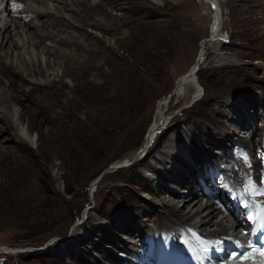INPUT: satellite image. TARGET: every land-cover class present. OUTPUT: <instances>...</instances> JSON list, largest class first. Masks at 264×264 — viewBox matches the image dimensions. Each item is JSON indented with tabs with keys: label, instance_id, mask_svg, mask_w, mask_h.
Listing matches in <instances>:
<instances>
[{
	"label": "rangeland",
	"instance_id": "rangeland-1",
	"mask_svg": "<svg viewBox=\"0 0 264 264\" xmlns=\"http://www.w3.org/2000/svg\"><path fill=\"white\" fill-rule=\"evenodd\" d=\"M218 1L219 32L213 41L206 40ZM69 3L62 9L70 17L69 7L88 18ZM48 4L52 9L53 2ZM111 5L102 7L117 16V22L102 12L88 22L114 26V34L84 26L101 44L78 37L83 56L92 52L93 58L63 75L66 86L56 75L63 65L48 68L41 63L46 74L26 76L25 89L30 82L53 81L49 96L43 90L33 93L50 97L52 111L40 118L39 113L23 114L24 120L29 117L35 123L30 128L17 119L21 106L11 105L12 126L3 155L9 151L0 161V248L8 253L0 252V264H116L114 258L126 264L120 253L127 248L138 254V237L144 242L163 227H177L167 236L169 242L175 238L179 246L186 239L200 247L175 217L155 218L158 184L169 188L161 198L178 207L192 194L193 182L198 193L215 192L225 216L228 211L235 214L236 202L251 211L264 208V0H116ZM63 29L76 33L69 25ZM54 39L58 42L57 36ZM200 54L195 79L183 90L182 76ZM0 78V87L7 90L6 78ZM39 102L43 108L44 101ZM23 106L28 109V102ZM181 152L187 160L189 152L195 155L198 167L206 170L202 174H209L204 182L194 170L184 181L172 180L176 164L187 162ZM232 158L243 201L228 190L226 178L219 177ZM174 191L182 197L175 199ZM122 221L132 230L125 231ZM242 228L249 230L247 225ZM240 229L238 235L248 236ZM225 230L231 233L233 226ZM20 247L33 251L10 253ZM39 247L44 248L37 253Z\"/></svg>",
	"mask_w": 264,
	"mask_h": 264
},
{
	"label": "bare ground",
	"instance_id": "bare-ground-1",
	"mask_svg": "<svg viewBox=\"0 0 264 264\" xmlns=\"http://www.w3.org/2000/svg\"><path fill=\"white\" fill-rule=\"evenodd\" d=\"M28 1L29 3H27ZM70 1L75 7H80V9L84 13V16L87 15L88 18L84 19L82 16H77V10L75 8L71 9L69 7V12L71 11L70 17L67 11L62 9L71 6L69 3ZM115 1L116 0H99L93 2H91V0H0V77L6 78L8 82L6 86L8 91L4 90L3 87H0V161L3 160V156L6 157V155H8L9 151V149H7V151L3 155V142H7V139L10 137V135L8 134V129L10 126H12L10 122L12 118L9 120V116L11 114V105L13 103H16L21 106V112L17 115V119L19 122L26 121L23 119V114H30L33 117L36 113H39L40 118L41 116H47L48 114L46 113L52 111L53 103L50 97H47L45 93L43 96L40 97L34 96L33 93L38 91L40 92V94H42V90L46 92L51 90L55 87L53 81H46L44 83L30 82L28 83V86L30 87L28 89H25L23 87V84L25 85L26 76L46 74L44 73V69H42V67L40 66L41 63H44L45 66L48 68L63 65L60 73L56 74L58 76L57 78H59L61 82L63 75L69 73L71 74V70L73 67L78 66L79 64H84L86 63V61H89V59L93 58L92 52H89L86 57L83 56L82 53L85 51L84 46L81 42H77V39L78 37H83L86 41L92 40L96 43L101 44V38L93 36L91 34V31H84L83 28L85 25H89L94 29L97 28L101 31L113 35L114 26H107L106 24L100 21H95L92 23L88 21L90 20V17L97 15V12H102L106 17H109L114 22H117V20H119L118 17L114 16L110 12V10L102 7L103 3L113 4L111 6L114 7ZM48 2H53L52 9L48 7ZM90 2L93 4H90L91 6H88L87 4ZM21 4H24V6H21ZM219 10L220 2L218 1L217 10L215 11V13H213V19L215 23L210 28V35L212 36V38L210 36V39L206 38V40L213 41L214 37L218 35L219 29L217 28L216 24L220 18ZM55 14L58 15L55 16ZM53 15L55 17H53ZM35 19H37L36 22L34 21ZM72 20L78 23L75 24V22H73ZM64 25H69V27H72L76 33H71L70 31H67V29H63ZM56 36L58 37V42H56L54 39V37ZM46 40L51 43H46ZM53 41L56 44L63 43L64 46H68H66L67 48H64L63 46H57ZM203 42L204 40L201 41V43ZM53 50H55L58 55H55ZM202 56V54L198 55L193 67L182 76L181 84L183 83V90L187 88L190 82H193V79H195L193 78V76L197 72H195V68L196 66H199V62L203 58ZM59 58H62V61H60ZM103 62L107 63L108 58L104 57ZM7 70L11 73L13 77L18 78L19 84H16L14 81L12 82L9 80L12 77H8L6 72ZM1 80L2 79L0 78V83ZM61 86L64 87L66 86V84L61 82ZM49 92H47L48 96L50 95ZM173 93L174 91H172L171 94ZM39 99L44 101L43 108L40 107V105L42 104L40 103L41 101L39 102ZM24 101L28 102V109L23 106ZM229 104H231V102ZM35 109H37V111H35ZM50 121L52 120H49L48 122ZM26 122L28 123V127L33 128V125L35 123L31 119H29V117ZM43 122H46V120H43ZM39 124H42V120L39 121ZM153 134L152 136H154ZM20 135H22V137H26L23 131L20 132ZM27 139L30 141L34 140L31 135H29ZM247 140V138L244 139L245 142ZM142 150H146V148H142ZM180 157L184 160L188 159V157L185 156V152H181ZM250 157L248 156V158ZM189 158L190 160H187V162H185L182 167L177 166V164L174 162L176 164L177 171L173 172V175L177 179L173 177L174 179L172 180L177 181L179 179H182L184 181L187 177L193 175L192 171H196V169L198 168V163L197 161H195V155L193 153L189 152ZM226 159H228V157L223 160L225 161ZM252 160H254V158ZM252 160L251 162H253ZM234 162H236V160L232 158V160L229 161V164L224 168V171L222 173L220 172L219 177L222 176L224 179L226 178L227 180L225 179V181L228 184V190H232L238 200L243 201L245 200V194L243 193V191H240V195H238V188L240 187L239 185H237L236 182V180L238 179V177H236L237 165H235ZM254 162V166L252 168H255L256 170L257 165L255 164L256 162ZM217 165L219 166V163H217ZM112 167L117 168L118 166ZM186 168H189V171L186 172ZM190 187H193V192L189 196L185 195V198L183 199V204L181 205V209V207H178L175 203H173L174 201L169 202L161 198L162 193L165 192L166 188L168 187L165 188L164 186L158 184L157 188H155L154 195L155 197L159 198L160 203L159 205H157L158 209H156L157 212L155 218L163 220L164 218L175 217V220H177L178 223H182L184 227H188L190 231H197L201 235L204 234L205 236L220 234L223 237H227V241H229L232 246H235V239H240L236 236V231L239 227L243 229L239 224L240 218L233 217V214L228 210L227 216L222 214L223 211H219L221 209L223 210V205L220 198L215 196L214 191H209L208 194L198 193L197 190H195L196 188H194L193 186V182L191 183ZM179 192L184 193V191L180 190L178 191V193ZM175 193L177 192L174 191L175 199H178L177 197H182V193H180L181 196ZM200 195L201 198L199 197ZM227 202H229V200H227ZM203 211L206 212L205 216L202 214ZM230 216L231 219H237L235 222L236 226L232 230V232L234 233H231V235L234 234L235 237H228L225 234L227 231L225 230V226L227 225L231 229L233 226L232 222H229ZM77 224H79V222ZM120 225L125 226V231L132 230V226H129L128 222L122 221ZM175 228L177 227H171L172 230H176ZM245 237L247 238L249 237V235ZM115 244L116 246H119V243ZM120 247L125 248V246L123 245H120ZM125 249L126 251H128L127 248ZM18 250L20 249L11 251L10 253L17 254L19 253ZM39 251L40 250H37L36 252L38 253ZM119 261L121 260L116 258L113 259L114 263L122 264V262Z\"/></svg>",
	"mask_w": 264,
	"mask_h": 264
},
{
	"label": "water",
	"instance_id": "water-1",
	"mask_svg": "<svg viewBox=\"0 0 264 264\" xmlns=\"http://www.w3.org/2000/svg\"><path fill=\"white\" fill-rule=\"evenodd\" d=\"M197 69H198V67L196 66V68H195V72L197 71ZM195 76V75H194ZM194 76H193V78H194ZM172 93V92H171ZM105 172V171H104ZM98 181V178L96 179V181L94 182V183H96ZM44 247H41V248H36V249H34L35 251H37V250H42ZM20 250H18V252L19 253H22V252H25V251H33V250H31V249H28V248H25V247H20L19 248ZM0 252H4V253H8L7 251H5V250H3V248H0Z\"/></svg>",
	"mask_w": 264,
	"mask_h": 264
}]
</instances>
